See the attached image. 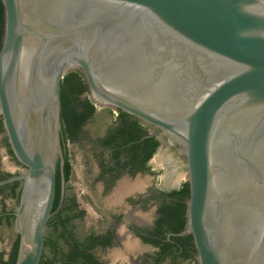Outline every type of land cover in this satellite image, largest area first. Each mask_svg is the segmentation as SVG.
I'll return each instance as SVG.
<instances>
[{"label": "water", "instance_id": "water-1", "mask_svg": "<svg viewBox=\"0 0 264 264\" xmlns=\"http://www.w3.org/2000/svg\"><path fill=\"white\" fill-rule=\"evenodd\" d=\"M1 2L0 118L25 167L0 180L23 182L15 264L43 255L63 164L60 84L73 69L95 104L181 146L189 198L177 235L191 236L197 264H264V0Z\"/></svg>", "mask_w": 264, "mask_h": 264}, {"label": "trees", "instance_id": "trees-1", "mask_svg": "<svg viewBox=\"0 0 264 264\" xmlns=\"http://www.w3.org/2000/svg\"><path fill=\"white\" fill-rule=\"evenodd\" d=\"M3 31L4 10L0 0V48ZM60 107L62 125L60 143L63 164L60 163V159H57L55 167V199L51 212L55 213V216L48 223L47 227L51 229L52 234L45 237L44 249L50 251L61 264H97L94 258L86 253L97 245L96 241L98 240H96V237L90 235L81 241L73 234L71 221L83 215L82 211H76L77 213L72 216L69 215L75 209L77 210L75 200L73 198L66 199L61 208L58 209L62 178L67 183L72 169L68 145L78 146L82 143L83 137L88 135L84 127L93 118L96 110L94 103L88 98V88L83 75L79 71H70L61 80ZM121 116L128 117L126 114H122ZM0 132H4L1 118ZM97 142L104 148L113 149L110 153L111 159L128 158L131 164L137 165V168L139 165L144 166L160 147L159 142L153 136H146V132L138 120L129 118L123 119V122L114 129L109 139L103 140L98 138ZM9 153L11 154V151ZM102 154L103 152L100 153L99 158H102ZM8 176V174L0 172L1 179ZM13 184L12 189L14 192L18 183L15 182ZM7 186L9 184L0 186V195H2V187ZM19 197V193L13 194L16 204L19 202ZM167 197L171 199L166 200L165 198L161 203L158 209L159 218L154 227L138 231L137 235L144 243H148L158 249L154 264H160L163 261H168V264H180L185 261H191L196 264V252L191 236L177 235L186 226L187 200L189 198L188 184L185 183L175 194H167ZM0 203L2 204L1 200ZM4 209L5 206L3 205L2 210L4 211ZM3 216L11 225L14 219L12 212L9 211L3 214ZM1 219L2 216L0 217ZM99 242L102 245L107 243L104 240ZM18 246L19 236L16 234L11 243L7 258H4L5 253H0V264H15ZM39 264L53 263L50 258H45L43 255Z\"/></svg>", "mask_w": 264, "mask_h": 264}, {"label": "flooded vegetation", "instance_id": "flooded-vegetation-1", "mask_svg": "<svg viewBox=\"0 0 264 264\" xmlns=\"http://www.w3.org/2000/svg\"><path fill=\"white\" fill-rule=\"evenodd\" d=\"M88 95L90 96L89 90H88ZM90 100L94 103L92 99ZM94 106L96 108L95 114L93 118L90 121H88V123L85 125L84 130L88 128V125L96 118L97 115L101 114L100 113L101 111L103 114L111 115L113 117L112 123L106 124L102 128L103 133L101 135L99 134V136H97L96 138H93V140L89 141V143H87L84 147L86 154L88 148V154H90L92 158L91 160H88V156H87L84 159L86 169L89 172L90 171L93 172L94 185L97 189L100 190L99 192L100 194L103 195L104 198V205H106V207L110 210L109 212L106 213L102 212L99 215L100 219L103 221L102 224H105V228H102L99 231L96 230L93 232L90 231L83 237H77L75 235L73 223L77 219L83 220L88 214V211L87 208L81 207L75 196H69V197L66 196L69 181L67 183L64 182V185L61 184L60 202L58 209L61 208L62 204L64 203V201H66V199L73 198L75 200L77 204V210L75 209L73 212L69 213V215L72 216L76 214L77 213L76 211H82L83 215L82 217H77L71 221L70 224L73 227V234L77 239L81 241L90 235L96 237V240H98L96 241L97 245L94 248L89 249L86 253L90 254L97 262V264H111V252L113 256H116L115 254L117 253H114L115 250H119L125 258L133 260L132 262L136 263V261H134L135 260L134 254L137 251V247H135L134 245L135 243L134 241L136 240H138V242L143 244L144 246H149L155 250L154 255L146 254L145 257L142 258V260L144 259L143 262L139 260L140 264H154V259L156 258L158 249L148 243H144L142 239L138 237L137 233L138 231H144L146 229H151L154 227L155 223L159 218L158 209L161 206V203L163 202V200H165V198L166 200L171 199L167 197V194H175V192L179 191L182 188V186L187 182L182 183L181 178L176 176L178 178V181L174 183H169L168 181L170 180L169 177L174 175V171L171 170L169 173H166L171 167L170 163L165 164V162L167 161L165 162L162 161L163 163L162 162L157 163L154 160V164H164L163 166H165L164 171L158 174L159 170H163V169L158 170L156 169L157 167L155 168L153 164H151L153 157L149 161H147V163L144 166L139 165L138 168L137 165L131 164L128 158L120 157L117 160L111 159L110 153L113 151V149H108L100 146V144L97 142L98 138L103 140L109 139V137L113 134L114 129L119 124H121V122H123L124 118L125 119L129 118L132 120L136 118L127 115L126 113H123L119 110H115L107 107H100L95 103ZM122 114H126L128 117H123L121 116ZM139 122L143 130L146 132L147 137L153 136L155 140L159 142L161 148L165 147L175 150L177 157L185 161V158L181 152V146L178 143H176L173 139H171L167 135L161 134L158 128H155L141 121ZM3 145L6 150L5 152L8 154L9 159H11L12 162L18 165L22 170L14 173H10V172L9 173L2 172V173L8 174L9 175L8 177H10L12 175L23 172L25 170V167L16 161L12 152L11 154L9 153L11 150L7 144L6 136ZM69 146L70 145H68V149ZM159 148L157 149V151L159 150ZM101 152H103L102 158H99ZM69 157H70V150H69ZM57 159L60 158L58 157ZM91 161L92 164H90ZM1 163H2V158L0 156V165ZM60 163H61V159H60ZM71 174H72V169H71ZM157 179L161 180L162 182L159 183L158 185H154L153 181ZM139 180H145V181L147 180V181L145 183H139ZM15 182H17L18 185L13 192L12 187L14 186L13 183ZM22 186H23L22 181H14L9 183V186L2 187V195H0V200L3 201L4 198L7 197L13 199V194L15 193L20 194L22 190ZM163 194L166 195L163 196ZM16 205L18 206V204ZM2 208L0 212V217L2 216L1 220H5L8 223L7 219L3 216V214L9 211L6 209V207L4 211L2 210ZM12 214L14 215V212H12ZM54 216L55 213H51L49 221ZM14 220L15 217L11 224H14ZM103 240L107 241L105 245H102L99 242ZM44 251H43V255H44ZM8 252L9 251L4 252L5 259L7 258ZM48 253L49 256L47 258H50L53 264H61L59 263V261H57V259L52 255L50 251H48ZM118 257H120V254H118ZM163 262H161L160 264H162Z\"/></svg>", "mask_w": 264, "mask_h": 264}, {"label": "rangeland", "instance_id": "rangeland-1", "mask_svg": "<svg viewBox=\"0 0 264 264\" xmlns=\"http://www.w3.org/2000/svg\"><path fill=\"white\" fill-rule=\"evenodd\" d=\"M71 71H78V70H71ZM70 72V71H69ZM88 97L91 99V96L88 95ZM101 114L97 115L96 118L88 125L87 133L88 135H85L84 140L82 143L78 146L70 145V162L72 165V174L68 183V190L66 192V196H75L78 200L81 207L87 208L88 214L86 217L82 219H77L74 223V233L77 237H83L90 231H99L102 228H105V224H102L103 221L100 219L99 215L103 212H109L110 210L104 205V198L103 195L100 194V190L97 189L93 182V172L87 171L84 159L88 156V160H91L90 154H88V148H87V154L84 149L85 145L89 143V141L93 140V138H96L103 133L102 128L106 124L112 123L113 117L111 115H105L100 112ZM101 129V130H100ZM5 141V135L4 132H0V156L2 158V163L0 165V172H7V173H14L21 171L22 169L16 165L14 162H12L11 159H9L8 154L5 152V148L3 145V142ZM90 150V149H89ZM162 157L165 164L170 163L171 167L166 172L169 173L171 170L174 171V175L170 176V178L174 179L176 176L181 178V182L185 183L187 182V175H186V166L185 161L183 159H180L177 157L175 150L165 147H160L159 150L154 154L152 158L153 166L156 169H163L159 170L158 174L160 172H163L165 169L164 164H154V159L156 157ZM163 163V162H162ZM92 164V161L90 162ZM162 178V177H161ZM147 181V180H146ZM145 180H139V183H145ZM162 181L157 179L153 181L154 185H158ZM2 205L6 207L8 211L15 212L16 211V204L13 199L7 197L4 198L2 201V204L0 203V212ZM117 208V207H115ZM114 210V209H113ZM98 216V217H97ZM52 234V231L48 228L45 231V237ZM16 232L14 229V224H9L5 220H0V253H4L9 251L11 243L13 239L15 238ZM135 247H137V251L134 254V261L136 263H133V260H130L128 258H125L123 254L119 250H115L114 253L116 256L112 255L111 252V264H140V261L143 262L142 258L145 257L146 254L154 255L155 250L149 246H144L143 244L139 243L138 240L134 241ZM117 251V252H116ZM118 254H120V257H118ZM44 256L47 258L49 256L48 250L44 251ZM133 259V257H132ZM140 260V261H139ZM139 262V263H138ZM195 262L196 256H195ZM162 264H168V261L163 262ZM180 264H194V262L191 261H185Z\"/></svg>", "mask_w": 264, "mask_h": 264}, {"label": "bare ground", "instance_id": "bare-ground-1", "mask_svg": "<svg viewBox=\"0 0 264 264\" xmlns=\"http://www.w3.org/2000/svg\"><path fill=\"white\" fill-rule=\"evenodd\" d=\"M33 50H31L30 48L26 47L25 45H23V50H22V56H21V69H20V74L23 76L28 68V63H29V58H30V54L32 53ZM23 102H26V106H28L27 100L25 97H21ZM43 105V100L41 99L39 101V107ZM33 112H36L33 110ZM37 113H39V111H37ZM157 163L164 161L162 157H156L154 159ZM170 178V177H169ZM180 180V179H179ZM169 183H174L176 181H178V178L175 177L174 179L170 178V180H168Z\"/></svg>", "mask_w": 264, "mask_h": 264}]
</instances>
